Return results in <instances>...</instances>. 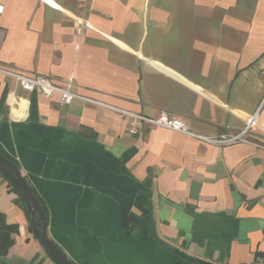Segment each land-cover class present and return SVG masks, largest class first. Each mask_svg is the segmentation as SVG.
I'll return each instance as SVG.
<instances>
[{
    "label": "crops",
    "instance_id": "1",
    "mask_svg": "<svg viewBox=\"0 0 264 264\" xmlns=\"http://www.w3.org/2000/svg\"><path fill=\"white\" fill-rule=\"evenodd\" d=\"M0 0V67L80 98L24 91L0 75V155L39 200L47 235L74 264H264V0ZM166 112L203 137L257 114L259 145L217 146L137 124ZM18 191V190H17ZM0 172L16 227L0 264H56Z\"/></svg>",
    "mask_w": 264,
    "mask_h": 264
},
{
    "label": "built area",
    "instance_id": "2",
    "mask_svg": "<svg viewBox=\"0 0 264 264\" xmlns=\"http://www.w3.org/2000/svg\"><path fill=\"white\" fill-rule=\"evenodd\" d=\"M92 1L93 0H80L78 2V9L80 11V14L74 18V23L77 27L78 33H81L83 30L91 29V25L88 22V15L91 13L92 10ZM2 12H3V7L0 5V14H2ZM3 36H4L3 30L0 29V44L3 39ZM0 75L13 78L18 83V85L24 91L27 92H32L36 90L41 92L45 96H51L54 93L59 94L60 108H64L68 106L74 99H83L77 96L76 94L72 93L68 88L59 87L53 84L48 78L43 76H33V77L22 76L1 67H0ZM83 100L97 106L105 107L104 105L93 100H88V99H83ZM111 109L116 111L120 115L128 118L127 132L131 136L138 135L139 130L137 129V124L144 123L150 126H155L166 130L178 132L185 136L195 138L203 142H208L217 146H227L236 143H245L259 147V145L255 143L249 136L250 130L255 126L256 123V117H257L256 113L247 119L245 126L237 134L222 135L219 137H203L190 132L188 130L187 125L184 122H182L181 120L175 117H171L166 112H159L155 117L147 118L144 116H139L136 114L125 112L122 110H115L113 108Z\"/></svg>",
    "mask_w": 264,
    "mask_h": 264
},
{
    "label": "water",
    "instance_id": "3",
    "mask_svg": "<svg viewBox=\"0 0 264 264\" xmlns=\"http://www.w3.org/2000/svg\"><path fill=\"white\" fill-rule=\"evenodd\" d=\"M0 172L4 174L17 188L20 197L22 198L26 210L29 213V221L32 231L37 235L39 241L43 245L44 250L52 258L56 264H74L63 254V252L48 238L47 235V219L41 208L38 199L31 192L23 178L21 177L16 165L6 160L0 155ZM36 217L39 218V224L36 222ZM172 252L178 255L181 259L192 263L211 264L209 262L196 260L187 254L179 252L177 249H171Z\"/></svg>",
    "mask_w": 264,
    "mask_h": 264
},
{
    "label": "trees",
    "instance_id": "4",
    "mask_svg": "<svg viewBox=\"0 0 264 264\" xmlns=\"http://www.w3.org/2000/svg\"><path fill=\"white\" fill-rule=\"evenodd\" d=\"M10 184L12 185V187H13V189L15 190V191H17V188L15 187V185L10 181ZM18 192V191H17ZM33 194H34V192L33 191H31ZM34 196H35V194H34ZM36 197V196H35ZM21 201H22V204H23V207L25 208V204H24V202H23V200L21 199ZM39 201V200H38ZM40 203V202H39ZM41 205V204H40ZM41 208H42V206H41ZM42 210H43V208H42ZM43 212H44V210H43ZM26 213H27V215L29 216V213L26 211ZM44 214H45V212H44ZM45 216H46V214H45ZM36 222L39 224V222H40V220H39V218L38 217H36ZM16 227L15 226H13V225H6L4 222H3V220H2V218H1V216H0V255H3V254H5L6 253V251H7V249L9 248V246L11 245V241H10V239H9V234L10 233H13V232H16ZM36 237H37V235H36ZM37 239H38V237H37Z\"/></svg>",
    "mask_w": 264,
    "mask_h": 264
}]
</instances>
